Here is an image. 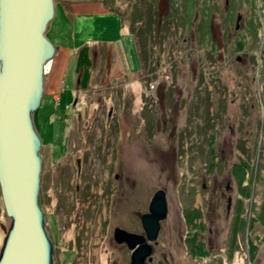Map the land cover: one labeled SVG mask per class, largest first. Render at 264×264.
Instances as JSON below:
<instances>
[{
    "label": "rangeland",
    "instance_id": "374dc122",
    "mask_svg": "<svg viewBox=\"0 0 264 264\" xmlns=\"http://www.w3.org/2000/svg\"><path fill=\"white\" fill-rule=\"evenodd\" d=\"M101 1L109 11L66 6L98 42L86 88L66 80L35 113L54 264H130L114 230L145 233L141 213L159 188L168 214L146 264H264V0ZM63 16L58 4L57 33ZM7 222L0 192V249ZM82 222L89 242L77 254Z\"/></svg>",
    "mask_w": 264,
    "mask_h": 264
},
{
    "label": "water",
    "instance_id": "95a60500",
    "mask_svg": "<svg viewBox=\"0 0 264 264\" xmlns=\"http://www.w3.org/2000/svg\"><path fill=\"white\" fill-rule=\"evenodd\" d=\"M55 15L56 0H0V192L8 217L0 264H54L40 202L43 143L35 113L43 102L45 66L58 49L47 34ZM167 214L166 191L159 188L141 215L145 233L115 228L116 241L132 249L130 264L152 260Z\"/></svg>",
    "mask_w": 264,
    "mask_h": 264
},
{
    "label": "crops",
    "instance_id": "0c3cea01",
    "mask_svg": "<svg viewBox=\"0 0 264 264\" xmlns=\"http://www.w3.org/2000/svg\"><path fill=\"white\" fill-rule=\"evenodd\" d=\"M58 4H61L63 13L66 14V16H63V26H60V33H57V28L54 27L55 21L49 26V32L54 29L53 42L58 46V49L52 59V63L50 64L51 61H49L45 66L46 79L43 102L46 98L45 96L49 95L52 99L53 97L54 99L57 97L60 98L58 91L60 90L63 92L66 80L69 81L71 90H75L77 82L79 85L77 56L80 48L86 44L92 45L98 43L95 40H90L92 38H87V36L81 33L84 31L85 27L83 25V28L79 27L78 21L71 16L72 13L70 14L67 12L66 6L76 8V12L78 11L81 14L88 13L90 11L89 7H92L94 4H99L100 8H104L107 11L110 10L101 0H58L56 8ZM79 30L81 31L80 34L78 33ZM63 37H66L65 41L62 40ZM85 39L87 40L85 41ZM77 90L81 92V89L77 88Z\"/></svg>",
    "mask_w": 264,
    "mask_h": 264
},
{
    "label": "trees",
    "instance_id": "16d2710c",
    "mask_svg": "<svg viewBox=\"0 0 264 264\" xmlns=\"http://www.w3.org/2000/svg\"><path fill=\"white\" fill-rule=\"evenodd\" d=\"M174 2H177V1H174ZM146 3L147 4H150V5H152V3L151 2H149V1H146ZM253 3H254V1H253ZM175 5V4H174ZM176 6V5H175ZM173 11V13H172V17L173 18H177V17H180V15H178V11L177 10H172ZM181 15H183L182 14V12L180 13ZM189 15H188V19L191 21H193V13H192V11L190 12V13H188ZM203 15H206V14H204V12H203ZM185 17H187V16H184V17H182V19L184 20L185 19ZM202 17V20H201V22H200V24L198 25L199 27H201L202 28V31H203V28H204V25L203 26H201L203 23H206L207 21V17H203V16H201ZM187 19V18H186ZM181 25V24H180ZM179 26V25H178ZM182 26V25H181ZM198 27V28H199ZM205 32V31H204ZM139 45V44H138ZM89 45H84V46H82L81 48H80V54H79V59H78V72L80 71V69H82L83 71H82V74H80L79 75V83H80V86H82V87H84V88H86V86H87V82H88V79H89V75H90V73H89V64L91 63V58H90V55H89ZM147 48H148V46H147ZM182 50H183V48H181ZM144 50H146V48H144ZM206 50V49H205ZM142 48H140V46H139V52L140 53H142ZM214 54V52H211L210 51V53L209 54ZM215 55V54H214ZM219 55V58L221 57V55H220V53L218 54ZM140 56H141V54H140ZM208 56V55H207ZM206 56V57H207ZM212 57V56H211ZM182 58H183V56H182ZM213 58V57H212ZM177 59L178 58H176V61H177ZM155 69H157V67H155ZM202 69H204L203 67H202ZM202 74H203V72H202ZM205 77V75H203V77H200V81H202V83H200V85H199V89H205V87L206 86H204L205 84L207 85V88L206 89H208V87H210L212 84L211 83H205V82H207V80H206V78H204ZM213 80H215L216 82L217 81H219L220 79H218V78H216V79H213ZM86 82V83H85ZM202 91V90H201ZM209 93H212L213 91L212 90H210L209 89ZM210 95L211 94H209L208 96L210 97ZM207 96V95H206ZM199 98H200V96H199ZM247 165V164H246ZM245 167V166H244ZM249 194V193H248ZM40 202H41V198H40ZM41 205H42V202H41ZM264 207V202H263V205H262V207H261V209ZM264 212V209L262 210V212L261 211H257V214L258 215H260V217L262 218V221H263V223H264V214H262ZM255 218H257V217H255ZM190 219H193L192 217H190ZM245 219V218H244ZM258 219V218H257ZM251 224H253V222H251ZM202 226V225H201ZM245 226H244V222H242V225H241V228L243 229ZM203 228V227H202ZM192 237H193V239H191L192 241H195L196 240V234H195V232L193 233V235H192ZM249 246H250V251L253 253H255V250H256V245H254L253 243H252V241L251 242H249ZM192 246L194 247V248H196V249H198V251L200 252V253H203V252H205V250L199 245V244H197L196 245V247H195V245L193 244V242H192ZM194 252H195V250H194ZM193 252V253H194Z\"/></svg>",
    "mask_w": 264,
    "mask_h": 264
},
{
    "label": "flooded vegetation",
    "instance_id": "af4514ba",
    "mask_svg": "<svg viewBox=\"0 0 264 264\" xmlns=\"http://www.w3.org/2000/svg\"><path fill=\"white\" fill-rule=\"evenodd\" d=\"M142 2H143V0H140V4H142ZM152 5H149V7H148V9H151L152 7H155L156 6V3H157V6H158V4H159V2H158V0H152ZM78 162H79V166H78ZM79 169V170H78ZM84 172H85V168L83 167V164H82V161H81V158H78L77 159V162H76V174L77 175H79L80 176V174H84ZM86 173H87V171H86ZM85 175V174H84ZM204 186H206V184H204L203 183V187ZM80 186H78L77 185V190H78V188H79ZM155 193V192H154ZM82 198V197H81ZM152 198V197H151ZM230 198V197H229ZM150 201H151V199H150ZM44 204V203H43ZM150 204V203H149ZM229 206V205H228ZM149 210V207H148V209H147V211ZM147 211H143L142 213H141V215L144 213V212H147ZM82 212H84V211H82ZM86 213V212H85ZM83 214V213H82ZM87 214V213H86ZM53 215H55V214H53ZM58 216V215H57ZM85 218V217H84ZM86 219V218H85ZM83 221H85L86 222V220H84L83 219ZM87 223V222H86ZM83 225H84V222H82L81 224H80V229L78 228L77 229V233H76V238H77V245H78V248H77V254L78 253H80V251H85V249H84V247H85V245H87L88 244V236L86 237V234H88V231L86 230V231H84V233H82L81 232V229L83 228ZM49 234H50V237H51V231H50V229H49ZM80 234H82L83 236H84V239H86L87 238V240H86V242H85V240L84 241H82V238H83V236H81ZM157 242H154L153 243V250H154V247H155V244H156ZM124 244H126L125 242H124ZM54 245H55V248H56V243L54 242ZM127 245V244H126ZM128 246V245H127ZM129 248V247H128ZM130 249V248H129ZM131 251H132V249H130ZM205 250V249H204ZM76 254V255H77Z\"/></svg>",
    "mask_w": 264,
    "mask_h": 264
}]
</instances>
